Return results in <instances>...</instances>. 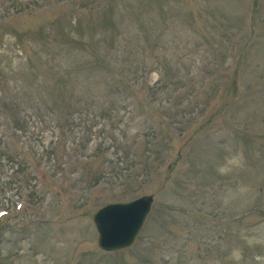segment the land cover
Instances as JSON below:
<instances>
[{
    "label": "rangeland",
    "instance_id": "obj_1",
    "mask_svg": "<svg viewBox=\"0 0 264 264\" xmlns=\"http://www.w3.org/2000/svg\"><path fill=\"white\" fill-rule=\"evenodd\" d=\"M7 209L0 264H264V0H0Z\"/></svg>",
    "mask_w": 264,
    "mask_h": 264
},
{
    "label": "water",
    "instance_id": "obj_2",
    "mask_svg": "<svg viewBox=\"0 0 264 264\" xmlns=\"http://www.w3.org/2000/svg\"><path fill=\"white\" fill-rule=\"evenodd\" d=\"M154 198L142 196L131 202L111 203L94 213L99 230V246L106 251L131 246L149 214Z\"/></svg>",
    "mask_w": 264,
    "mask_h": 264
},
{
    "label": "trees",
    "instance_id": "obj_3",
    "mask_svg": "<svg viewBox=\"0 0 264 264\" xmlns=\"http://www.w3.org/2000/svg\"><path fill=\"white\" fill-rule=\"evenodd\" d=\"M9 150L11 151V147L8 148V150L6 151V153H8ZM11 153H12V151H11ZM1 221H2V220H0V222H1Z\"/></svg>",
    "mask_w": 264,
    "mask_h": 264
}]
</instances>
